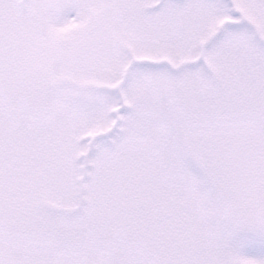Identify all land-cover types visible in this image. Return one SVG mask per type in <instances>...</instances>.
Segmentation results:
<instances>
[{"label": "snow or ice", "instance_id": "snow-or-ice-1", "mask_svg": "<svg viewBox=\"0 0 264 264\" xmlns=\"http://www.w3.org/2000/svg\"><path fill=\"white\" fill-rule=\"evenodd\" d=\"M0 264H264V0H0Z\"/></svg>", "mask_w": 264, "mask_h": 264}]
</instances>
